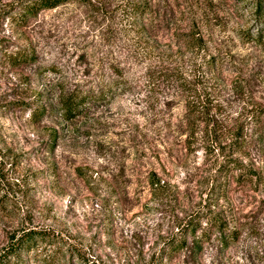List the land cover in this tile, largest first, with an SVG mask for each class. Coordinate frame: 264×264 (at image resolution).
Listing matches in <instances>:
<instances>
[{"label": "rangeland", "instance_id": "obj_1", "mask_svg": "<svg viewBox=\"0 0 264 264\" xmlns=\"http://www.w3.org/2000/svg\"><path fill=\"white\" fill-rule=\"evenodd\" d=\"M28 2L0 0V264H264V0H90L17 21ZM144 2L162 22L149 32L125 10ZM19 52L36 61L8 62ZM148 77L164 81L155 96ZM180 78L218 105L219 149L188 150ZM64 92L89 97L74 118ZM253 173L260 182L238 181ZM154 176L167 192L154 194ZM207 211L239 222L238 241L184 236L192 219L206 229ZM34 233L36 247H16ZM172 241L185 248L167 259Z\"/></svg>", "mask_w": 264, "mask_h": 264}, {"label": "trees", "instance_id": "obj_2", "mask_svg": "<svg viewBox=\"0 0 264 264\" xmlns=\"http://www.w3.org/2000/svg\"><path fill=\"white\" fill-rule=\"evenodd\" d=\"M70 2H79L82 4H87L90 2V0H29L28 3H23L19 6V15L16 18L17 21H21L22 23L27 21L28 18H34L37 17L38 14L44 11H51L55 10L61 6H64ZM92 8H94L93 4L91 3ZM129 11V17L132 18L133 25H139L141 24V29L147 30L148 26L150 27L146 32H149L150 30H155V26H157V23H162L161 21L157 22L156 17H152L153 19L151 20V23H149V19H146L145 16L146 14H149L152 12V8L147 4V2H144L143 5L141 3H136L135 5L129 4L125 6V10ZM149 16V15H147ZM150 16H153L151 14ZM146 20V23L144 22ZM156 22V24H155ZM154 24V25H153ZM257 41L262 39L264 35L261 33L257 35ZM200 40L202 39H193L192 42L195 45H199ZM2 40L0 39V49L2 50ZM141 47V42H138V47ZM0 50V53H1ZM139 50V49H137ZM8 59V62L11 63H17V64H31L32 62L36 61V57L34 55L30 54H21L19 53H14L10 55H5ZM180 82V85L182 87V90L187 92L188 95L186 96V107L188 108V111L186 112L185 119L188 121L189 128L187 131H185L182 136H185V144L189 149H192L193 146L196 143H203L204 145L203 148L205 151L208 150H217L226 143L227 140H229L230 137L226 136L223 133L222 127L218 125V120L216 118H219L220 115H218L217 110H218V105L214 104L212 108L209 107V104H213V100L207 97V92L204 87L200 85L201 81L200 80H195L193 83L188 81V78H180L177 79ZM146 85H145V93L147 96H155L156 92L158 90H161L162 88L164 89V81L156 80L154 81L151 77H148L146 80ZM178 84V83H176ZM191 85L193 88H191ZM124 84H120L119 87H124ZM194 92L197 94V99H198V105L195 106V109H193L190 105L191 101V94ZM191 93V94H189ZM89 97H81L80 95H77V93L74 94H69L67 95L64 92V96L62 97L63 102H62V107L65 112L68 119L74 118L77 116L76 114H79L85 107L88 105V100ZM194 104V101H193ZM168 105V104H167ZM194 117V119H193ZM196 120V121H195ZM197 122L199 124H197ZM203 124L204 128H201ZM243 132V130H242ZM237 133V135L232 136V141L235 142L237 145L236 149L242 150L245 145H247L248 139L244 137L243 134ZM239 135V136H238ZM180 134V137H182ZM230 136V135H229ZM236 165L233 167L235 168ZM231 168V169H230ZM230 170H232V167H228L226 171H224V174L226 176H229L227 174H230ZM256 178V183L260 182L262 179L261 176L256 175L253 173V176L248 175V174H241L239 175V179H243V181L247 180H253ZM156 179V181H155ZM220 185H213L217 187H213L210 190V194H208L207 198L208 201L212 204L213 206H217V202L221 199L218 197L214 196L215 192L216 193H221L225 192L226 189L228 188L227 182L224 181H219ZM149 184L152 188V191L156 196H159L162 193L167 192L168 188H170L169 183L164 182L162 179L158 178L157 176L150 177L149 179ZM214 188V189H213ZM217 200V201H216ZM198 217H200V220L205 219L206 221V229H199L193 219L188 223L187 226H185V230H182L183 233L186 234H192L196 236L197 230H201V235L200 238L198 237L197 239L201 242L200 244L204 243L205 240L207 242H210L212 232H215L218 234V240L219 244L221 246V249H227L232 243H235L238 241L240 235H241V228L242 225L239 224V222H236L232 228H229V221L221 216V214H216L213 211L205 213V214H197ZM250 233L253 234H258L255 226L251 225V227L248 228ZM182 233V234H183ZM35 235H30L26 234L21 239L19 240L18 245L16 246L19 248V250H27L29 247L34 248L37 245V239L36 236H42L40 234ZM211 235V236H210ZM196 244H194L195 246ZM199 246V245H198ZM196 245V248H192L193 250H199L201 247H198ZM184 241H172L168 244L166 247V250L169 251V254L167 255V259L169 257H172V254L174 253H181L182 250L184 249ZM194 250V251H196ZM17 249L15 248L16 252ZM56 255L54 256H49L47 257L49 260H54ZM163 258L157 262L158 264H162Z\"/></svg>", "mask_w": 264, "mask_h": 264}]
</instances>
